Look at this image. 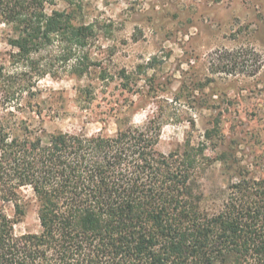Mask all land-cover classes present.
I'll return each instance as SVG.
<instances>
[{
    "label": "trees",
    "instance_id": "1",
    "mask_svg": "<svg viewBox=\"0 0 264 264\" xmlns=\"http://www.w3.org/2000/svg\"><path fill=\"white\" fill-rule=\"evenodd\" d=\"M55 1L0 0L17 70L9 77L43 76L52 59L88 72V56L77 53L94 29L73 22V0L62 10ZM159 135L153 119L87 135L0 118V264H264V178L243 173L203 206L204 144L163 153ZM27 190L40 230L18 235Z\"/></svg>",
    "mask_w": 264,
    "mask_h": 264
},
{
    "label": "rangeland",
    "instance_id": "2",
    "mask_svg": "<svg viewBox=\"0 0 264 264\" xmlns=\"http://www.w3.org/2000/svg\"><path fill=\"white\" fill-rule=\"evenodd\" d=\"M55 3L69 7L66 0ZM73 3V22L94 29L78 49L91 65L81 76L70 71L73 60L43 54L40 63L52 62L46 74L9 77L17 70L0 25V118L15 115L45 133L87 135H112L128 122L153 119L160 124V152L186 140L204 144L206 207L243 173L264 178V0ZM99 67L108 73L104 81ZM24 195L18 235L40 230L35 199L29 190Z\"/></svg>",
    "mask_w": 264,
    "mask_h": 264
}]
</instances>
